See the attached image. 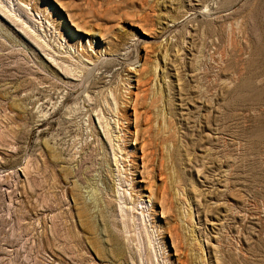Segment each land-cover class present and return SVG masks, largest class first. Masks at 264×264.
<instances>
[{"label": "rangeland", "instance_id": "rangeland-1", "mask_svg": "<svg viewBox=\"0 0 264 264\" xmlns=\"http://www.w3.org/2000/svg\"><path fill=\"white\" fill-rule=\"evenodd\" d=\"M0 264H264V0H0Z\"/></svg>", "mask_w": 264, "mask_h": 264}, {"label": "bare ground", "instance_id": "bare-ground-1", "mask_svg": "<svg viewBox=\"0 0 264 264\" xmlns=\"http://www.w3.org/2000/svg\"><path fill=\"white\" fill-rule=\"evenodd\" d=\"M165 192H166V191H165ZM163 193H164V192H163ZM158 196H159V195H158ZM164 197H165V195L162 194V197H161L160 199L163 200ZM165 198H166V197H165ZM165 198H164V199H165ZM158 199H159V198H158ZM163 201H164V200H163ZM163 201H162V202L160 201V202H161V205H162ZM163 204H164V203H163ZM165 204H166V201H165ZM162 207H164V205H163ZM165 207H166V205H165Z\"/></svg>", "mask_w": 264, "mask_h": 264}]
</instances>
